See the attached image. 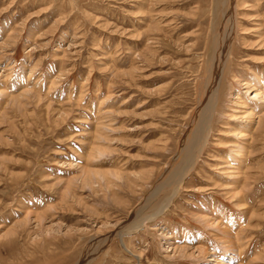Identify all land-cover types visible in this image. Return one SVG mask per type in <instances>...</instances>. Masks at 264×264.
<instances>
[{
  "label": "rangeland",
  "instance_id": "1",
  "mask_svg": "<svg viewBox=\"0 0 264 264\" xmlns=\"http://www.w3.org/2000/svg\"><path fill=\"white\" fill-rule=\"evenodd\" d=\"M228 2L0 0V264H264V0H235L195 167L125 229L176 166Z\"/></svg>",
  "mask_w": 264,
  "mask_h": 264
},
{
  "label": "bare ground",
  "instance_id": "2",
  "mask_svg": "<svg viewBox=\"0 0 264 264\" xmlns=\"http://www.w3.org/2000/svg\"><path fill=\"white\" fill-rule=\"evenodd\" d=\"M235 21V0H229L225 20L219 29V32L215 38V42L212 43V47L210 48L208 64L206 63L207 69L205 72V78L203 79V84H201L202 87H200L201 100L196 107L194 115L191 117L189 130L186 134L187 141L184 142V140L181 142L180 150L174 157V160L177 162L176 166L171 168L172 171L166 170L167 178L160 184L154 186L146 198L145 203L134 212L133 216L128 222L129 224H127L128 226H126L125 229L138 228L142 222L147 219H143V217L141 220L140 215L142 214V211H144L147 206H149L159 195L163 196L161 201L162 203L157 206L154 214L156 215L161 213L165 208H167L172 198L181 187L184 178H186V176L195 167L197 161L199 160L211 132L214 115L216 113L219 97L221 94L220 89L223 84L227 68L230 66L231 56L233 55L232 44L236 29ZM242 108H244V104L242 105ZM252 116L254 117L253 112L250 111V119L248 121L249 124L252 122ZM249 133L250 130L245 132L240 131L239 134L245 139ZM236 153L238 155V158H235L236 161L238 163L244 161L246 156V148H243ZM222 234V240L224 244H226L227 247L230 246V243H232L231 239L233 238V236L230 234V231L225 229L222 231ZM108 239L110 238L108 237ZM232 241L234 240L232 239ZM95 251L96 250H91L89 252L87 251L88 253L78 264L89 263L91 257H93L92 255L97 253H95ZM218 263L222 264L221 260Z\"/></svg>",
  "mask_w": 264,
  "mask_h": 264
}]
</instances>
